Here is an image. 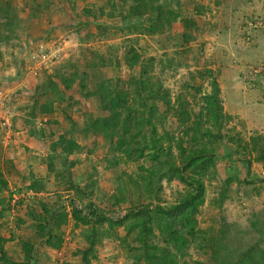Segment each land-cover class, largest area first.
I'll list each match as a JSON object with an SVG mask.
<instances>
[{"label": "rangeland", "instance_id": "1", "mask_svg": "<svg viewBox=\"0 0 264 264\" xmlns=\"http://www.w3.org/2000/svg\"><path fill=\"white\" fill-rule=\"evenodd\" d=\"M38 1L49 7L33 23L1 29L11 35L0 39V208L9 204L0 218V245L7 246L6 262L22 261L13 257L24 258L25 243L35 245L36 264H148L150 245L164 247L177 264H244L240 259L251 246L255 258L264 254V0H153L181 12V19L153 33H145L147 21L131 23L135 17L105 18L103 5L110 8L112 0L87 8L95 14L90 23L79 16L83 0ZM119 1L128 14L132 0ZM57 13L62 16L54 24ZM39 44L58 51L46 67L31 60ZM73 74L74 86L62 89L61 75ZM231 78L241 81L236 101L230 87L220 85ZM105 80L128 91V102L139 110L143 101L154 104L152 112L145 110L159 149L150 144L145 121V131L134 125L125 135L81 128L88 116L109 112L97 96L82 97L77 83L94 91ZM150 88L164 96L154 99ZM246 89L252 93L244 96ZM227 102L235 112H227ZM17 122L25 124L23 132L34 130L41 147L18 155L27 165L15 170L6 157L11 147L1 141L7 133L11 140ZM53 144L75 164L58 157L49 168ZM196 153L184 174L202 181V201L190 213L192 232L179 228L185 237L174 246L166 229L171 216L157 205L168 208L193 191L176 168ZM22 171L30 174L21 178ZM72 208L85 214L90 208L108 220L85 223ZM21 220L32 224L18 226Z\"/></svg>", "mask_w": 264, "mask_h": 264}, {"label": "trees", "instance_id": "2", "mask_svg": "<svg viewBox=\"0 0 264 264\" xmlns=\"http://www.w3.org/2000/svg\"><path fill=\"white\" fill-rule=\"evenodd\" d=\"M164 2L156 1L154 3L153 0H132L131 4L128 6V14L125 15V17H135L134 20H130L131 23L136 22L139 25H142L143 22L149 23L147 25H144L143 28L145 33H153V32H161L165 28H167L172 21H175L176 19H181V12L180 11H174L168 7L164 8ZM33 7L35 10L40 11L41 9L49 7V3H45V6L43 3L37 1L33 2ZM0 10H5L3 6L0 8ZM155 10L157 13L156 15H152L148 13V11ZM148 14V15H146ZM107 14V16H109ZM184 21V25L188 22L186 19H182ZM5 27L6 29H10L11 32L14 31L13 27L11 28V24L8 21H4L1 24L0 30ZM9 30V31H10ZM11 35H5L0 31V39L4 38H10ZM186 37V35L184 36ZM135 54V53H134ZM134 60H129L130 64H133ZM62 78L60 79V82L62 83V89H70L74 85V81H76L78 78L76 75H71L70 77H66L64 75H61ZM78 84V91L82 95V97H89L91 95L97 96L99 98V103L103 110H107L109 112V115L107 117L101 118V119H94L92 116L87 117V122L85 125L81 128L85 130H91L94 133L102 134V135H110L113 136L116 133H122L127 134L129 133L130 126H138L139 130L138 132L145 131L144 127L142 126V123L145 121L147 122L146 125H150V127H146L148 130L146 133H148V139L150 140V144L153 148L159 149L158 144L156 143L155 136H156V129L153 124H151L150 116L146 113L145 108L149 110V112H152L154 108V104L151 103L148 105L145 101H143V109L139 110L138 107L132 105L127 100L128 91L114 88L110 85L108 80H105L97 85V89L94 91H89L86 89V86L83 83H77ZM61 90V89H60ZM46 94L50 93V90L45 91ZM61 93V92H60ZM150 94H153V98H161V96H164L163 94H159L157 91H154L152 88L149 90ZM62 94V93H61ZM143 99V97H142ZM142 101V100H141ZM165 102H169V99L164 97ZM37 107V101L34 100L32 103V108ZM137 114V115H136ZM140 118V119H139ZM33 129L30 131V134H33ZM50 136L52 133L49 134ZM145 135V134H143ZM145 135V136H147ZM161 153V151L159 150ZM159 153V155H160ZM58 157L61 158V161L63 163H69V166H72L75 164L74 159H69L67 157V154L63 155L60 153V151H57V148L53 144L51 149L46 155L47 161H48V167L51 168L53 164L57 161ZM200 157L199 153L196 154H189L185 158V164L181 168H176V176L187 185H191L193 187V191L186 194L184 197H182L179 201L175 202L173 205H171L168 208L160 207V205H157V208L162 213L166 214V216H171V222L166 224V229L170 232V241L173 243L174 246H176V243H178L180 240H182L184 237L182 235L181 229H185L189 234L193 230V221L190 218V213H193L196 211L197 205L199 202L202 201V193H203V183L199 178L196 177H187L184 174V171L191 167L196 159ZM246 163L248 164L249 161L246 160ZM64 165V164H63ZM65 166V165H64ZM2 187H0L1 189ZM3 198L0 197V205L4 204ZM9 208V204H7V207L2 209L0 208V218H5V211ZM177 210L178 214L174 215V211ZM176 212V213H177ZM51 214L54 213L51 211ZM174 215V216H173ZM72 216L80 220L82 222H102L105 220H108V217L104 215H95L94 210L90 209L88 210L87 214L83 213V210H78L75 208H72ZM179 221V225L178 222ZM51 220L48 219L46 221V225L49 226ZM188 225L190 228L187 230ZM142 230L145 232L147 231V227L145 222L142 224ZM169 228V229H168ZM51 231L50 229H47L43 241L48 243L50 241V235ZM41 243H38V245ZM37 245V246H38ZM254 246L248 247L244 254L242 255L240 261L244 264H264V254L259 255V257L255 258V249ZM151 251L145 253V257L148 264H177L173 259L172 253L167 251L164 247H158L150 245ZM24 249L26 250L24 253V258L20 262H6V259L4 258V249H2L0 245V263L1 264H36V247L35 245H32L30 243H25ZM253 251V253H252ZM185 264V263H183Z\"/></svg>", "mask_w": 264, "mask_h": 264}, {"label": "crops", "instance_id": "3", "mask_svg": "<svg viewBox=\"0 0 264 264\" xmlns=\"http://www.w3.org/2000/svg\"><path fill=\"white\" fill-rule=\"evenodd\" d=\"M239 1H241V0H239ZM19 2H18V0H0V8L3 6V8L5 9L4 11L0 10V27H1V24L3 23V21H5V20L10 22L11 28L13 27V29L18 28L20 23H23V24L24 23H33V21H35L34 18H37L36 15L42 11V9L40 11L35 10L33 7V3L29 2L28 5H26V3H24V0L23 1L20 0ZM82 3H83V5H81V7H79V16L81 15V20H83L85 23H90L89 21H92V20L96 21L95 16H94L95 14L93 12L89 13L87 11V8H89L90 6L95 7L99 4H101L102 1H100V0H83ZM109 3L111 4L110 8L113 11L108 12L110 10L109 4L105 3V5H103V10L105 11V16H104L105 18H108V17L110 19L114 18V20H112V21L117 22V23H119V20L123 19V18H124L123 21H128L131 19V17H129V16L125 17L126 11L124 9V6L122 5L124 3H121L119 0H115V1L112 0V1H109ZM53 4H55V3H53ZM130 4H131V2H129L128 6ZM65 5H67V4L65 3ZM69 5L71 6L72 3H70ZM21 6L23 7V9H21ZM73 6H74V3H73ZM28 7H29V10L27 9ZM94 7H92V8H94ZM64 9L66 11L69 10L68 7H65ZM84 12H86V15L84 14ZM109 13H110V15L107 16V14H109ZM127 13H128V11H127ZM52 16H53V18L50 21L55 24V23L59 22L62 14L57 13V14H53ZM84 17H85V19H84ZM49 19H50V16H49ZM8 30H10V29H8ZM49 31L51 32V29H49ZM6 39L8 40L10 38H4V40H6ZM38 39L40 40L43 38L39 37V38H37V40ZM40 45L41 44H39V46ZM46 45H47V43H46ZM220 85L222 87H224L225 85L229 86L230 87V94L232 96L231 100L236 101L235 99H236V96L239 95V91H240L239 88L241 87V81L236 80V79L232 80V78H231V79H227L224 82V84H223V82L220 83ZM248 93L251 94L252 92L248 89L243 94L245 96L246 94L248 95ZM225 109H227L228 113L229 112H235L234 111L235 108L233 107V104H231L229 102H227V107H225ZM255 114H257V113L254 112V115ZM6 121H8V120L6 119ZM14 125H15V128H17V129L13 128L11 130V136H12L11 140H6L10 137V135L7 133V135H6L7 137L5 139L6 143H5V141H1V142L4 143V146L6 144V147H11L9 149V153L6 157H8L9 159H12V161H10L11 166L15 170H18L24 164L23 162H22V164L20 163L21 160L18 157V155H21V154H25V155L26 154L27 155L32 154L33 155V154H35L34 151L36 149H39L41 147V145L38 142H36L37 140L35 139V136L30 134L29 131H31V130L30 129L28 130V128H29L28 126H26L27 129H25V131H24L25 133H24L23 128L21 129L20 126H24L25 124L20 125V123L17 122ZM0 133H2L1 129H0ZM34 159L36 160L38 158L35 157ZM26 165H27V163L24 164V167H26ZM28 174H30V172L25 173V171H22L21 172V178H23L25 175H28ZM24 178H26V177H24ZM24 180H22V181H24ZM25 183L27 184V182H25ZM20 222L23 225L18 224V226H21V227H23L25 223L26 224H32V223L28 222V220L26 222L21 220ZM0 224L3 225L2 221H0ZM3 247H4V250L7 248V246H5V245ZM13 259L14 260H23V256H21L20 259L19 258L15 259L14 257H13Z\"/></svg>", "mask_w": 264, "mask_h": 264}, {"label": "built area", "instance_id": "4", "mask_svg": "<svg viewBox=\"0 0 264 264\" xmlns=\"http://www.w3.org/2000/svg\"><path fill=\"white\" fill-rule=\"evenodd\" d=\"M57 54V50H45L40 45V49L31 54V60H33L36 66L46 67V65L53 63L57 59Z\"/></svg>", "mask_w": 264, "mask_h": 264}]
</instances>
